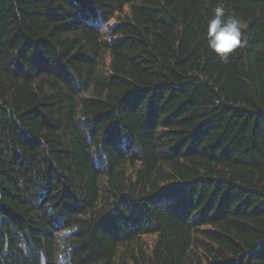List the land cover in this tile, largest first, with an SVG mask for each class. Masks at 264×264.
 I'll return each mask as SVG.
<instances>
[{"label": "trees", "instance_id": "obj_1", "mask_svg": "<svg viewBox=\"0 0 264 264\" xmlns=\"http://www.w3.org/2000/svg\"><path fill=\"white\" fill-rule=\"evenodd\" d=\"M0 264H264V0H0Z\"/></svg>", "mask_w": 264, "mask_h": 264}, {"label": "clouds", "instance_id": "obj_2", "mask_svg": "<svg viewBox=\"0 0 264 264\" xmlns=\"http://www.w3.org/2000/svg\"><path fill=\"white\" fill-rule=\"evenodd\" d=\"M245 27L246 25L235 17L225 18V10L217 7L208 23V47L226 61L229 53L242 46L241 36Z\"/></svg>", "mask_w": 264, "mask_h": 264}, {"label": "bare ground", "instance_id": "obj_3", "mask_svg": "<svg viewBox=\"0 0 264 264\" xmlns=\"http://www.w3.org/2000/svg\"><path fill=\"white\" fill-rule=\"evenodd\" d=\"M79 36V35H78ZM81 41V40H80ZM89 43V42H88ZM94 56V55H93ZM59 216V215H58ZM154 256V255H153Z\"/></svg>", "mask_w": 264, "mask_h": 264}]
</instances>
